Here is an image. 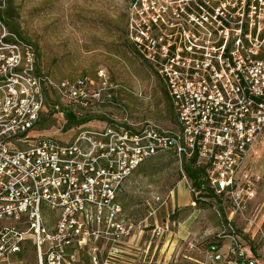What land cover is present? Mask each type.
<instances>
[{
	"label": "built area",
	"instance_id": "1",
	"mask_svg": "<svg viewBox=\"0 0 264 264\" xmlns=\"http://www.w3.org/2000/svg\"><path fill=\"white\" fill-rule=\"evenodd\" d=\"M190 3L174 11L186 27L169 34L166 9L146 1L141 14L152 16L135 40L164 82L177 128L90 121L65 141L40 125L66 127L67 113L101 100L106 76L94 92L87 78L56 82L35 45L0 19V264H154L163 240L171 255V223L128 218L119 200L132 174L163 152L174 154L187 184L185 164L196 159L217 196L230 194L237 206L253 197L250 166L264 138V0ZM6 5L0 0V12ZM184 242L191 264L264 262L229 219L214 242Z\"/></svg>",
	"mask_w": 264,
	"mask_h": 264
},
{
	"label": "rangeland",
	"instance_id": "2",
	"mask_svg": "<svg viewBox=\"0 0 264 264\" xmlns=\"http://www.w3.org/2000/svg\"><path fill=\"white\" fill-rule=\"evenodd\" d=\"M146 1L155 2L161 13L166 9L162 14L170 22L166 24L169 34L178 33L179 24L186 27L185 16L180 13L178 17L174 11L185 7L188 0H7L0 19L9 31L35 45L40 69L56 82L87 78L94 92L102 86L100 74L106 76L101 100H93V105L80 110L82 118H96L88 126L103 129L113 122L123 127L140 125V129L152 123L175 130L164 82L135 44L141 23L152 16L151 12L141 14ZM49 123L46 135L65 141L77 134L66 131L62 120ZM252 161L254 195L241 200L240 206L227 193L206 198L202 197L204 192L193 191V183H186L172 152L148 159L132 174L119 195L126 216L148 220L149 224L171 223V255L162 253L163 240L154 264H164L166 255L168 264H191L184 256H194L195 252L184 240L206 246L215 240L222 219L234 222L264 254V138ZM141 248L146 250L144 244ZM26 259L34 261L35 253Z\"/></svg>",
	"mask_w": 264,
	"mask_h": 264
},
{
	"label": "trees",
	"instance_id": "3",
	"mask_svg": "<svg viewBox=\"0 0 264 264\" xmlns=\"http://www.w3.org/2000/svg\"><path fill=\"white\" fill-rule=\"evenodd\" d=\"M0 13H1L0 15L3 14L2 12H0ZM5 13H6V11H5ZM11 33H14V32H11ZM17 35L21 39H23L19 34H17ZM166 96H167L168 101H169V108H170V112H171L172 118L175 120V115H174V113L172 111L170 100H169L167 92H166ZM66 117H67V125H66V128H65L66 131L75 129L79 125L86 124V123L96 119L94 117L91 118L89 116L85 117V118H82V114L79 115V116H76L72 112L67 113ZM98 119H100L101 121L105 120L104 118H100V117ZM52 121L55 122L56 119L45 120L43 122V124L40 125L41 128L42 129H46L47 128L46 127L47 124H50L49 122H52ZM185 171L188 174L189 179L192 181L194 189L202 191V192L205 193V194H203L202 197L217 198V195L215 194L214 190L207 186V181L204 179V177H205L204 170L197 165L196 159H193V160L189 161L187 164H185ZM212 242H214V241H212Z\"/></svg>",
	"mask_w": 264,
	"mask_h": 264
}]
</instances>
